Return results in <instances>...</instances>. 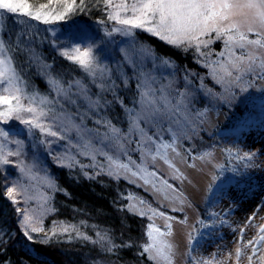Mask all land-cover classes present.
Segmentation results:
<instances>
[{"label":"trees","instance_id":"trees-1","mask_svg":"<svg viewBox=\"0 0 264 264\" xmlns=\"http://www.w3.org/2000/svg\"><path fill=\"white\" fill-rule=\"evenodd\" d=\"M28 2L36 8L51 3L56 11H63L62 5L72 0ZM76 2L77 10L65 20L51 24L19 14H0L6 32L10 31V20L14 23V32H9L0 58L11 61L10 75L21 90V103L27 106L29 97H33V106L49 113L42 121L58 132L52 137L15 119L7 124L0 122V128L10 134L7 139L0 137L3 150L19 153L9 157V164H0V264H154L143 251V246L149 243L147 227L153 222L127 207L132 195L147 198L150 195L123 178L100 172L101 169L109 171L111 162L126 163L127 156H132L105 133L109 126L104 121L125 129L136 107H140L138 103L146 83L142 85V78H134V72L118 58V46L125 36L121 33L106 35L112 28L122 26L108 19L109 9L102 0H84L82 7L79 0ZM54 25L62 30L51 36ZM66 26L70 27L66 29ZM83 28L89 29L82 38L85 47L92 46L95 62L106 72L97 69L95 76L90 75L59 54L79 45L80 36L74 39L70 31L78 32ZM133 33L135 40L126 36L129 43L125 47L132 55L141 54V49H150L157 59L150 56L149 65L153 64L154 68L161 65L167 75L173 76L170 86L174 92L180 87L186 89L188 94L184 99L191 111L205 115V110L216 106L222 110L233 108L239 116L247 117L252 113L256 97L249 93L248 80L241 81V88L233 87V92L244 95L241 102L217 100L215 97L220 94L223 83L207 76L199 80L194 75L205 73L198 62L202 57L194 48L183 51L143 29H134ZM163 59L170 63L164 64ZM252 75L248 72L249 77ZM187 78L191 82H187ZM52 80H58L65 92H58ZM113 81L115 91H102L99 87L101 83L111 85ZM204 88L208 95H214L213 99L203 94ZM45 98L47 102L41 103ZM97 100L100 104L95 103ZM105 101L110 103L105 104ZM23 115L31 116L30 113ZM97 117L101 119L99 123ZM228 126H219L213 132L201 131L190 141L184 140L187 159L202 157L220 148L224 159L230 163L232 158L240 159L245 152H255L245 149L243 153L234 151L232 154L230 136H224V127ZM133 138L138 141V136ZM153 139L158 144L175 141L174 136L167 134H153ZM241 162L248 164L244 159ZM8 187L16 188L15 203L7 196ZM158 209L170 216L179 215L165 208ZM24 210L44 229V232L30 233L31 240L21 227ZM62 226H69L73 231L53 234L54 229ZM76 230L89 239L77 236Z\"/></svg>","mask_w":264,"mask_h":264},{"label":"rangeland","instance_id":"rangeland-1","mask_svg":"<svg viewBox=\"0 0 264 264\" xmlns=\"http://www.w3.org/2000/svg\"><path fill=\"white\" fill-rule=\"evenodd\" d=\"M114 1L119 2V0ZM10 22V31L14 32L13 20ZM69 27L66 26V29ZM61 30L62 28L54 25L50 34L55 36ZM93 30L96 32L97 28ZM10 31L6 32L0 21V41L5 42ZM70 32L74 39L80 36L77 47H80L81 50L86 48L82 38L89 32V29L83 28L78 32ZM250 34L249 39L256 38L254 33ZM210 36L213 38V43L207 49L202 48L201 50L210 52L211 55L207 58L201 56L199 61V65L205 73L200 72V74L194 75H197L199 80L203 79V76H207L213 81L218 79L222 82L221 92L215 99H224L228 102L243 100L244 95L233 92V87L241 88V81L248 80L249 93L253 98H256L252 113L247 117L236 115L235 109L227 108L228 111L235 113L234 116H230L227 110L216 106L205 110V115L196 110L191 111L188 108V102L184 99L188 94L186 89L180 87L174 92L170 86L173 76L167 75L161 65H156L155 68L151 66L153 64L149 65L150 56L143 57L142 53L132 55V52L125 47L129 43L126 36L125 39L120 40L118 46V58L122 59L124 64L134 72V78H142L144 82L141 83L142 85L146 83V86L142 89V96L138 103L140 107H136L134 116H132V118H139L137 120L139 129L129 131L132 124V119H130L127 121L125 129L114 126L120 130L118 134L112 133L110 128L106 129L105 133L111 135L119 147L121 144L124 145L123 148L120 147L122 150L131 152L132 156H127L126 163L129 164L132 171H139L136 165L141 164L149 172H155L156 175L149 176L150 183L145 184L140 176L133 177L130 172L118 168L117 164H124L120 162H111L109 171L101 169L100 172L108 174L111 171L113 175L110 176L123 178L142 188L148 196L150 195L148 198L145 195H132L127 207L138 215L141 211L145 212L144 216L148 219L151 217L150 220L161 232L167 231L164 217L152 216L149 209L154 208L161 211L158 208H165L179 214L178 216L165 214L171 218L167 222L172 225V235L160 238L173 245L172 264H197L198 261L204 260H211L213 264H237L235 248L240 243L238 230L241 227L246 229L244 236V242H246L256 234L259 224L264 223V209L258 207L264 204V75H262L264 68L260 67L264 63V49L251 45L245 49H234L236 55L255 53L251 69L239 71L227 63V55L223 57L217 55V53L225 51L224 40L222 38L216 40L214 34H210ZM122 50H128L127 55ZM210 63L211 67L206 66ZM220 64H224L231 75H226L220 68ZM213 69H215V74H213ZM248 72L253 75L249 77ZM186 81L191 82V79L187 78ZM206 90L204 88L203 94L213 99L214 95H208ZM97 120L101 121L99 117ZM219 126H228L224 127L226 130L224 136H230L229 143L232 147V154L234 151L243 153L245 149H251L258 156L248 163H256L261 167L249 169L241 162L242 159L238 158H232L230 163H227L223 150L220 148L214 153H208L210 155L188 160L184 149V140L190 141L192 136L199 135L201 131L213 132ZM140 129L143 130V133ZM125 134H127V138H125ZM144 134L151 136L152 141L147 142ZM153 134L174 136L175 141L173 143L166 142V144H173L176 151L173 152L170 148L161 149L160 155L156 157L155 161L150 155H143L137 142L141 141L146 144L151 152L155 153L158 143L154 141ZM133 136H138V141H135ZM117 140H119V144ZM165 153L172 167H169V164H166L161 158ZM129 157L134 163L129 161ZM174 169L178 170L179 176L174 175ZM161 181H166L167 184H163ZM212 213L219 215L214 217ZM255 213L258 214L251 221L250 226L246 222L247 217ZM220 218L227 220L228 223L215 224V226L206 228H202L198 223L203 220L206 224H214ZM189 235L194 237L191 243L188 242ZM149 243H151L150 240ZM146 254L154 264H157L156 260L150 258V253ZM165 254H168L167 250ZM248 254H251V249L245 250V256L239 261V264H247L246 256ZM159 264H167V262L160 258Z\"/></svg>","mask_w":264,"mask_h":264},{"label":"snow or ice","instance_id":"snow-or-ice-1","mask_svg":"<svg viewBox=\"0 0 264 264\" xmlns=\"http://www.w3.org/2000/svg\"><path fill=\"white\" fill-rule=\"evenodd\" d=\"M102 2L109 9L108 19L122 26L112 28L111 31L106 33L108 36H111L113 33H121L134 41L135 37L133 30L143 29L152 35L159 37L160 40L165 41L169 45L176 46L183 51H188L190 48H194L195 53L207 58L211 53L204 52L201 49H207L213 43V38L210 34H214L216 40L222 38L225 44V51L219 52L217 55L221 57L227 55V63L232 68H236L239 71L251 69V62L255 59V53L249 52L247 55H236L234 49H245L250 45L260 46L264 49V34L252 32L256 35V38L249 39L250 33L236 32L232 27L217 28L216 19L223 18L224 10L229 7L226 0H131V2H128V0H119V2H114V0H102ZM83 3L84 0H79L81 7L83 6ZM62 7L63 11H56L55 8H52L51 3L41 4L39 8H36L33 4L29 3L28 0H0V12H4L5 15L19 14L20 17H31L37 21L42 20L45 24H51L53 21L57 20H65L70 13L77 10V2L76 0L65 2ZM4 47V42L0 41V56H2ZM122 51H125L127 55L128 50ZM141 51L145 56H151L153 60L157 59V57L151 53L150 49H141ZM59 54L66 57L69 61L78 64L90 75L95 76L97 69H101V71L105 72L107 71L95 62L92 46L86 47L83 50H81L80 47H74L71 51L62 50ZM129 59L131 60V57H129ZM162 62L166 65L170 63L168 59H163ZM206 66L211 67V63ZM219 66L226 75H231L224 64H220ZM260 67L264 68V63H262ZM10 72H12L11 61L7 58H0V89H2V94H0V106H2L0 107V122L7 124L10 120L15 119L21 124L27 125L30 129H38L41 133L56 137L58 132L52 131L50 126L42 121V118L49 113L43 108L33 106L31 103L34 99L33 97H29L30 103L27 106L21 103V90L13 83ZM213 74H215V69H213ZM262 75H264V73H262ZM51 82L57 85L56 90L58 92H65L63 88L59 87L58 80H52ZM124 82L127 84L126 79ZM217 82L220 81L218 80ZM75 83L79 85L80 81H75ZM70 87L71 86L69 85V88ZM99 87L102 91H115L116 84L115 81H113L111 85L101 83ZM117 99L122 103V100L118 97ZM46 102V98L41 101V103ZM95 103L100 104V101L97 100ZM104 103L107 104L110 102L105 101ZM24 113H30L31 116L25 118L23 115ZM138 119V117L132 118V124L129 129L130 132L139 129V124L137 122ZM97 122L99 123L100 121ZM104 123L109 126L112 133L118 134L120 132L118 128L111 126L110 121H104ZM140 131L143 133L142 129H140ZM9 135L10 134L5 129L0 128V137L7 139ZM144 137L147 142L152 141L151 136L144 134ZM125 138H127V134H125ZM14 143H19V141H14ZM117 143L119 144V140H117ZM137 144L138 147H140L142 154L146 156L150 155L153 161H155L156 157L160 155L161 149L170 148L173 152L176 151L173 144H157L155 153H152L146 144L141 141H138ZM120 147L123 148L124 145L121 144ZM17 155H19L17 152H5L3 150V145L0 144V164H9V157ZM205 155L207 156L210 154L206 153ZM256 155V152H245L240 159L251 162ZM161 158L166 164H169V167H172L166 153ZM108 159L111 161L112 157L109 156ZM129 161L133 162L130 157ZM117 167L130 172L133 177L140 176V179H142L145 184L150 183L148 179L149 176L156 175L155 172H149L147 168L141 164L136 165L139 171H132L128 163L117 164ZM246 167L254 169L261 167V165L248 163ZM141 173H143V175H141ZM108 174L113 175L111 171ZM174 175H180L178 170L174 169ZM161 183L167 184L166 181H161ZM168 187L171 186L168 185ZM7 196L12 199L13 203H15L16 188L8 187ZM129 199H131V197H129ZM258 207L264 209V204H261ZM149 210L151 211L152 216L164 217L167 231L161 232L154 223H149L147 227V236L151 243H146L143 246V251L150 253V258L156 260L157 264H159L160 258H163L167 264H172L171 253L173 245L168 241L160 239L161 237L172 235V225L167 222L171 218L165 216L164 212L157 211L154 208H150ZM257 214L258 213H255L247 217L246 222L249 223L250 226L251 221L255 219ZM21 215L23 216L21 227L25 229L24 235L29 240L33 239L30 233L44 232L42 227L37 226L38 222H33V217L27 210H24ZM139 215L144 216L145 212L141 211L139 212ZM212 215L215 217L219 214L212 213ZM198 223L202 228H206L208 226H215V224L224 225L227 224L228 221L220 218L217 219L214 224H206L203 220L198 221ZM56 231L70 232L73 231V228L62 226L59 229H54L53 234H55ZM238 231L240 234L238 238L240 243L235 248L237 264H239V261L245 256L246 249H251V254L246 256L247 264H264V247H261V245H264V223L259 224L256 234L246 242H244L246 229L241 227ZM76 235L82 236L85 240L89 239V237L83 236L78 230H76ZM101 239H103V237H101ZM193 239L194 237L189 235L188 242L191 243ZM108 250L111 251L110 248ZM166 250L168 253L167 255L165 254ZM197 264H213V261H198Z\"/></svg>","mask_w":264,"mask_h":264},{"label":"clouds","instance_id":"clouds-1","mask_svg":"<svg viewBox=\"0 0 264 264\" xmlns=\"http://www.w3.org/2000/svg\"><path fill=\"white\" fill-rule=\"evenodd\" d=\"M229 7L223 18L216 19L217 28L232 27L240 33L264 34V0H226Z\"/></svg>","mask_w":264,"mask_h":264}]
</instances>
